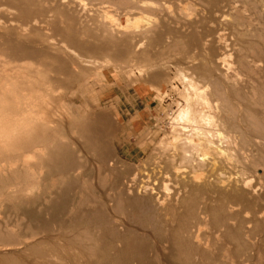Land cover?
Segmentation results:
<instances>
[{"label":"rangeland","instance_id":"obj_1","mask_svg":"<svg viewBox=\"0 0 264 264\" xmlns=\"http://www.w3.org/2000/svg\"><path fill=\"white\" fill-rule=\"evenodd\" d=\"M105 1L0 0V53H3L0 63L10 57L14 59L12 65H31L29 69L38 70L37 76L42 80L30 76V84H36L33 89L27 86L26 93L39 96L33 110L48 116V134H52L51 137L47 134L45 142L48 144H38L40 151H33L24 158L36 168L32 179L26 177L20 160L1 157L6 160L4 171L0 173V186L3 183L9 186L0 193V264H142L141 261L143 264H264V64L256 67L251 51L247 53L251 72L238 63L246 45L255 41L256 26L264 25V0H148L150 6L139 11L134 6L126 8L112 0V3ZM218 3L221 9L225 6L224 11L220 10L221 16ZM209 13L214 14V18ZM25 15H28L26 19ZM107 23L109 28L103 26ZM191 35L196 38L192 39ZM219 35L226 49L215 41ZM134 38L141 40L137 50L133 47ZM125 40L129 44L121 42ZM198 40L200 47L195 46ZM202 40L206 41L202 43ZM188 44L192 46L191 52ZM212 44L215 49L211 48ZM196 47H202L201 54ZM220 51H226L224 62L230 69L224 62L220 66L215 64ZM205 52L209 60L204 58ZM51 53L55 55L54 61L50 60ZM183 55L189 61L183 59ZM60 61L67 76L58 66L62 65ZM54 62L58 63L56 71L62 74L55 71ZM262 68L261 74H257ZM183 73L195 83L202 80L203 84L198 82L201 86L211 83L210 74H217L215 79L224 80L223 83L233 79L243 97L244 102L238 104L237 127L226 131L227 135L230 133L228 139L219 142V138L209 137L214 141L209 149L211 153L217 147L226 150L214 166L211 154L208 160H198L199 153L204 154L203 149L199 153L190 149V158L182 159L179 148L169 143L174 133H190L180 131L177 128L180 125L173 120L178 107L185 104L182 94L187 92V83L181 77ZM44 86L46 94L39 90ZM209 86L208 94L212 90L211 84ZM208 94L209 100L212 99L211 93ZM5 104L11 111L17 104L16 97L7 98ZM202 106L203 109L204 104ZM241 106L246 109L242 110ZM99 115L106 118L100 120ZM10 168L19 170L15 174L18 180ZM176 168L177 171L184 169L185 174L179 171L177 175ZM193 175H199L200 179L194 182ZM198 202H202L203 207ZM224 217L230 221L226 219V223H222ZM180 238L185 241L181 242ZM121 251L123 259L118 255Z\"/></svg>","mask_w":264,"mask_h":264},{"label":"bare ground","instance_id":"obj_2","mask_svg":"<svg viewBox=\"0 0 264 264\" xmlns=\"http://www.w3.org/2000/svg\"><path fill=\"white\" fill-rule=\"evenodd\" d=\"M105 1V0H104ZM105 2H107V1H105ZM110 2H111V0H110ZM109 1H108V3H110ZM112 2H114V3H116V4H118V6L120 5H122V6H126V8H127V6H134V8L137 10L138 9V11H139V9H142V8H144V7H149L150 6V3L148 2V0H112ZM111 2V3H112ZM213 3H214V1H212ZM216 2V1H215ZM263 2V1H262ZM262 2H260V3H262ZM206 3H207V1H206ZM206 3H205V5H206ZM211 3V2H210ZM264 4V3H263ZM214 5V4H213ZM218 5H219V3H218ZM218 5H216L215 4V6H218ZM249 5V4H248ZM255 5V4H254ZM124 6V7H125ZM207 6V5H206ZM123 7V8H124ZM130 7V8H131ZM167 7V6H166ZM214 7V6H213ZM219 7H220V5H219ZM223 7H225V6H223ZM222 7V9H221V7H220V9H219V12H220V16H221V11L220 10H223L224 8ZM245 7V6H244ZM250 7L251 6H249V9H250ZM24 8V7H23ZM129 8V7H128ZM133 8V7H132ZM217 7H215V9H216ZM25 9V8H24ZM158 9V8H157ZM194 9V8H193ZM199 9V8H198ZM211 9H213V8H211ZM211 9H210V12H211ZM261 9V8H260ZM161 10H162V8H161ZM169 10V9H168ZM235 10V9H234ZM255 10V9H254ZM253 10V11H254ZM262 10V9H261ZM127 11V10H126ZM131 11H132V9H131ZM131 11H129V14H131L132 12ZM140 11H142V10H140ZM213 11V10H212ZM224 11V10H223ZM243 11V10H242ZM259 11V10H258ZM30 14H31V12L30 11H28ZM28 12H26L28 15H30ZM137 12V11H136ZM215 12V11H214ZM214 12H212V13H214ZM217 12H218V10H217ZM217 12H216V14H217ZM230 12V11H229ZM246 12V11H245ZM252 12V11H251ZM26 13H24V14H26ZM133 13H135V12H133ZM189 13V12H188ZM237 13H238V11H237ZM240 13V12H239ZM238 13V14H239ZM248 13V12H247ZM209 14H211V13H209ZM208 14V16H211V15H209ZM219 14V13H218ZM245 14V13H244ZM261 14H262V11H261ZM28 15L26 16H24V18L26 19L27 17H28ZM51 15V14H50ZM205 15H206V12H205ZM230 15V14H229ZM240 15V14H239ZM247 15V14H246ZM252 15V14H251ZM53 16V15H52ZM187 16V15H186ZM190 16V15H189ZM193 16V15H192ZM213 16H215L214 14L212 15V18H214ZM219 16V15H218ZM217 16V17H218ZM244 16V15H243ZM107 17V16H106ZM128 17H129V15H128ZM136 17V16H135ZM188 17V16H187ZM235 17V16H234ZM238 18H239V16H237ZM236 17V20H239L238 18ZM245 17V16H244ZM259 17H261V15L259 16ZM104 18V17H103ZM207 18L208 17H206V20H207ZM222 18H224V20L226 19V17L225 16H222ZM246 18H247V16H246ZM23 19V18H22ZM21 19V20H22ZM106 19V18H105ZM209 19H210V17H209ZM217 19H221L220 17H218ZM216 19V20H217ZM227 19H231V17L230 18H227ZM251 19V18H250ZM126 20H128V19H126ZM204 20V19H203ZM202 20V21H203ZM223 20V19H222ZM235 20V21H236ZM240 20H242V18L240 19ZM244 21H247V20H245V19H243ZM214 21V20H213ZM227 21V20H226ZM263 21V20H262ZM23 22V21H22ZM103 22V21H102ZM106 22V21H105ZM109 22V21H108ZM111 22V21H110ZM201 22V21H200ZM207 22V21H206ZM206 22H205V24H206ZM221 22V21H220ZM225 22V21H224ZM255 22H256V20H255ZM40 23V22H39ZM151 23V22H150ZM195 23V22H194ZM237 23H238V21H237ZM237 23H236V25H237ZM240 23V22H239ZM258 23V22H257ZM213 24V23H212ZM250 24V23H249ZM248 24V25H249ZM261 24V23H260ZM2 25V24H1ZM23 25V24H22ZM107 25H108V23L107 24H105V25H103V26H106L107 27ZM193 25V24H192ZM207 25H208V22H207ZM242 25V24H241ZM240 25V26H241ZM18 26V25H17ZM26 26V25H25ZM45 26V25H44ZM112 26V25H111ZM179 26V25H178ZM202 26H204V28H208V26H206V25H202ZM202 26H200V27H202ZM136 27V26H135ZM218 27V26H217ZM249 27H251V26H249ZM27 28V27H26ZM34 28V27H33ZM51 28V27H50ZM107 28H109V27H107ZM153 28V27H152ZM203 28V27H202ZM201 28V29H202ZM42 29V28H41ZM251 29V28H250ZM102 30V29H101ZM111 30H113V27L111 28ZM139 30V29H138ZM215 30H217V29H215ZM215 30H213V32L215 31ZM222 30V29H221ZM57 31V30H56ZM103 31V30H102ZM154 31V30H153ZM195 29H194V32L193 33H195ZM205 31H207V29H205ZM220 31V30H219ZM219 31H216V32H219ZM224 31V30H223ZM229 31H230V29H229ZM108 32V31H107ZM144 32V31H143ZM143 32H141V33H143ZM200 32V31H199ZM208 32V31H207ZM211 32V31H210ZM210 32H209V34H210ZM222 32V31H221ZM233 32H234V30H233ZM248 32V31H247ZM69 33V32H68ZM112 33V32H111ZM201 33V35H203V33L202 32H200ZM206 33V32H205ZM229 33V32H228ZM227 33V34H228ZM251 33V32H250ZM252 33H253V31H252ZM102 34H105V32L104 33H102ZM225 34V33H224ZM232 33H229V35H231ZM245 34V33H244ZM56 35V34H55ZM135 35V34H134ZM140 35V34H139ZM143 35V34H142ZM149 35V34H148ZM156 35L158 36V35H160V34H158V33H156ZM195 36H196V34H194ZM192 36V39H193V37H195V36ZM199 35V34H198ZM196 36V37H199V36ZM217 35H218V33H217ZM243 35V34H242ZM254 35V38H255V41H253L252 43H250V44H248V45H246V47L244 48V52L242 53V51L240 52V51H238V52H240V53H242V55L240 56V58H238L239 59V62L238 63H240V65L243 67V69H245V71L248 69V65H247V53H248V51H251L252 52V54L255 56L254 57V63H256V67H258V68H260L259 66L263 63L264 64V25H262L261 24V26H256V28H255V34H253ZM203 36H206L205 34L203 35ZM209 36V35H208ZM234 36V35H233ZM236 36V35H235ZM248 36V35H247ZM55 37V36H54ZM72 37V36H71ZM99 37H101V36H99ZM102 37H104V36H102ZM133 37V36H132ZM144 37V36H143ZM159 37H161V36H159ZM195 37V38H196ZM215 37V36H214ZM213 37V38H214ZM228 35H227V41L229 40L228 39ZM248 37H250V36H248ZM6 38V37H5ZM5 38H4V40H5ZM109 38V37H108ZM135 38H136V36H135ZM135 38L133 39V40H135ZM157 38V37H156ZM212 38V39H213ZM217 38V40L215 39V41H217L220 45H222V49L223 48H225V46H224V44H223V42L221 41V39H222V36L221 35H219L218 37H216ZM225 39L224 40H226V37H224ZM8 39V38H7ZM98 39V38H97ZM105 39H106V37H105ZM123 39V38H122ZM137 39H139V38H137ZM160 39V38H159ZM158 39V40H159ZM188 39V38H187ZM190 40H191V38H189ZM198 39V38H197ZM213 39V40H214ZM232 39H233V37H232ZM236 39H237V37H236ZM3 40V41H4ZM109 40V39H108ZM130 40H131V37H130ZM143 40V42H144V39H142ZM207 40V39H206ZM206 40H202V43L204 42V41H206ZM209 40V39H208ZM223 40V41H224ZM98 41V40H97ZM104 41V40H103ZM106 41V40H105ZM114 41V40H113ZM136 42H134V48L137 50L138 48H139V46L140 45H138L140 42H141V40L139 39L138 41L137 40H135ZM153 41V40H152ZM152 41H150V42H152ZM155 41V40H154ZM153 41V42H154ZM157 41V40H156ZM189 41V40H188ZM188 41H187V43H188ZM214 41V42H215ZM226 41V42H227ZM237 41V40H236ZM121 42H123V43H126L127 42V40H125V41H121ZM131 42V41H130ZM146 42V41H145ZM191 42H192V40H191ZM196 42V41H195ZM198 42H199V40L197 41V43L195 44V46H198L197 44H198ZM209 42H210V40H209ZM212 43H214L213 41H211ZM229 42V41H228ZM251 42V41H250ZM4 43V42H3ZM8 43H11V42H8ZM69 43H71V41L69 42ZM87 43H88V41H87ZM106 43V42H105ZM107 43H110V40H109V42L107 41ZM120 43V42H119ZM118 43V44H119ZM128 43V42H127ZM126 43V44H127ZM155 43V42H154ZM55 44V43H54ZM58 44H59V42H58ZM90 44V43H89ZM126 44H124V46H126ZM129 44V43H128ZM131 44V43H130ZM144 44V43H143ZM194 44V43H193ZM210 44V43H209ZM235 44V43H234ZM5 45H6V43H5ZM72 45V44H71ZM98 45H100V44H98ZM97 45V46H98ZM104 45V44H103ZM106 45V44H105ZM104 45V46H105ZM123 46V44H121L120 43V46ZM148 45V44H147ZM150 45V44H149ZM190 45H192V44H190ZM213 45V44H212ZM211 45V46H212ZM216 45V44H215ZM220 45H218V47L220 46ZM227 45V44H226ZM230 45H231V43H230ZM236 45V44H235ZM60 46V45H59ZM69 46V45H68ZM77 46V45H76ZM91 46V45H90ZM95 46H96V44H95ZM95 46H93V47H95ZM100 46H102V45H100ZM188 46H189V44H188ZM210 46V47H211ZM229 46V45H228ZM6 47V46H5ZM62 47V46H61ZM64 47V46H63ZM109 47H111L110 45H109ZM130 48L132 47V46H129ZM132 47V48H133ZM187 47V46H186ZM190 47H192V46H189L188 47V50L191 52V48ZM198 47H200V46H198ZM198 47H196L197 49H198ZM214 47V45L211 47V48H213ZM227 47V46H226ZM12 48V47H11ZM14 48V47H13ZM19 48V47H18ZM89 48H92V47H89ZM106 48V47H105ZM118 48L119 47H117L116 49L118 50ZM150 48V47H149ZM190 48V49H189ZM234 48H235V46H234ZM234 48H232V49H234ZM237 48H238V45H237ZM16 49V48H15ZM134 49V50H135ZM192 49H194V46H193V48ZM200 49H202V47L200 48ZM200 49H198L199 51H200ZM214 49H215V47H214ZM226 49V48H225ZM241 49V48H240ZM2 50H3V48H2ZM12 50V49H11ZM28 50H29V48H28ZM31 50V49H30ZM46 50V49H45ZM44 49H43V51H45ZM85 50V49H84ZM111 51H113V49H110ZM109 50V51H110ZM119 50H120V48H119ZM123 50V49H122ZM221 50V49H220ZM36 51V50H35ZM110 51V52H111ZM132 52H134L133 50H131ZM150 51V50H149ZM189 51H187L186 52V54H189ZM201 51H203V50H201ZM199 52L200 54L202 53V52ZM6 52V51H5ZM17 52V51H16ZM37 52V51H36ZM87 52V51H86ZM90 52V51H89ZM121 52V51H120ZM125 52H127V50L125 51ZM124 52V53H125ZM212 52V51H211ZM221 52V51H220ZM224 52H226V51H224ZM224 52H221L220 54H219V56L216 58V60H215V64L217 65V66H220V64H222L224 61H225V57H224ZM2 53V52H1ZM0 53V54H1ZM9 53H11L10 52V49H9V51H8V54ZM20 53V52H19ZM29 53V52H28ZM30 53H31V51H30ZM30 53H29V55H30ZM33 53V52H32ZM31 53V54H32ZM41 54L42 52H37V54ZM45 53H46V51H45ZM96 53H98L97 51H96ZM113 53V52H112ZM130 53V52H129ZM145 53H147V51H145ZM148 53H150V52H148ZM206 53V52H205ZM239 53V54H240ZM3 54V53H2ZM1 54V55H2ZM107 54H109V53H107ZM128 54V53H127ZM186 54H184L185 56H187ZM199 54V55H200ZM213 54H214V52H213ZM226 54H228V53H226ZM33 55V54H32ZM35 55H36V53H35ZM41 55H43V53L41 54ZM57 55V54H56ZM82 55V54H81ZM117 55H119V53L117 54ZM131 55V54H130ZM182 56L183 57V59H184V57L185 56ZM17 56V55H16ZM27 56V55H26ZM40 56V55H39ZM43 56H45V57H47L45 54L43 55ZM55 55H53L52 53H51V56L49 55V57H51L50 58V60L52 59L53 61L55 60L54 58H52V57H54ZM58 56V55H57ZM60 56V55H59ZM64 56V55H63ZM85 56V55H84ZM109 56V55H108ZM111 56V55H110ZM114 56V55H113ZM120 56V55H119ZM204 56V55H203ZM207 56V53L205 54V59L206 58H208V60H209V57H206ZM230 57H231V55H229ZM48 57V58H49ZM60 57H62V56H60ZM122 57V56H121ZM125 57V56H124ZM123 57V58H124ZM127 57V56H126ZM143 57H144V54H143ZM182 57H181V59H182ZM188 57V56H187ZM236 58H237V56H235ZM9 59L7 60H4V61H2L1 63H0V173L2 172V171H4L3 169H4V165H3V163H4V159L5 158H1L2 156H6V159L8 158V159H10V160H20V162H21V169L24 171V173H25V175H26V177H28V178H30V179H32V178H34V176H35V167L33 166V164L31 165V164H27V162H26V160H24V158L26 157V156H28V154H30V153H32L33 151H36V150H38V151H40L38 148H39V145L38 144H45L46 142V140H47V136L48 135H50V137H51V135L52 134H48V124H49V118H48V116L46 115H39V113H35L34 112V110H33V107H35L36 105H38L37 104V102H35V100L39 97V96H36V95H34V94H30V93H26V88H27V86H28V89L30 88V89H33V87H34V85L36 84V83H31L30 84V82H32V78H30V76H32V77H36V79H39V80H42L40 77H38L37 76V73H38V70L37 69H35V70H33V69H29L30 67H31V65H29V66H24V67H20V65H19V67H18V65L16 66V65H12L13 63H14V59H12V58H10V57H8ZM30 58H31V56H30ZM30 58H28V59H30ZM33 58H34V56H33ZM64 58V57H63ZM82 58V57H81ZM81 58L79 59L80 61H82L81 60ZM89 58V57H88ZM91 58V57H90ZM116 58V57H115ZM150 58V57H149ZM189 58V60H190V57H188ZM196 58H198V57H196ZM201 58V57H200ZM200 58H198L199 60H200ZM203 58V57H202ZM38 59H40V58H38ZM37 59V60H38ZM42 59V58H41ZM56 59H59V58H56ZM65 59V58H64ZM78 59V58H77ZM83 59V58H82ZM118 59H122V58H118ZM145 59V58H144ZM185 59H186V57H185ZM228 59V58H227ZM21 60V59H20ZM44 60V59H43ZM69 60V59H68ZM186 60H188V59H186ZM188 60V61H189ZM207 60V59H206ZM23 61V60H22ZM31 61H33L32 59H31ZM42 61V60H41ZM53 61H52V63H53ZM62 61H63V59H62ZM66 61H67V58H66ZM66 61L64 62V63H66ZM185 61V60H184ZM193 61H194V59H193ZM233 61V60H232ZM236 61V60H235ZM238 61V60H237ZM250 61H251V59H250ZM17 62V61H16ZM19 62V61H18ZM44 62V61H43ZM69 62H70V60H69ZM68 61H67V63H69ZM79 62V61H78ZM86 62V61H85ZM42 63V62H41ZM45 64H46V62H44ZM49 63V62H48ZM48 63H47V65H48ZM60 63L62 64L61 65V67H60V65L58 64V63H55L54 62V64L56 65V64H58V66H59V68H61V71L63 72L64 71V64L60 61ZM66 63V64H67ZM234 63V62H233ZM65 64V65H66ZM70 64V63H69ZM249 64H251V63H249ZM38 65V64H37ZM72 64H70V66H71ZM224 65H226V67H227V69H230L231 68V66L227 63H225L224 62ZM235 65V67H236V64H234ZM239 65V64H238ZM67 66H68V64H67ZM200 66L201 65H199V68H200ZM41 67V66H40ZM46 67V66H45ZM57 67V65L55 66V68ZM72 67V66H71ZM234 66L232 67V68H235ZM241 67V68H242ZM238 68H240L239 66H238ZM241 68H240V70H241ZM254 68V67H253ZM207 69V68H206ZM224 69V68H223ZM57 70V68L55 69V71ZM59 70V69H58ZM75 70L76 69H74L73 71L75 72ZM203 70V69H202ZM249 70V69H248ZM254 70H256V69H254ZM258 70V69H257ZM262 70H263V68L262 69H260V70H258V73L257 74H261V72H262ZM200 71V70H199ZM206 71V70H205ZM204 71V72H205ZM222 71V70H221ZM250 71V70H249ZM53 72V71H52ZM56 72H59L60 74H62L60 71H56ZM65 73L67 72V70H65L64 71ZM64 72H63V74H64ZM201 72V71H200ZM199 72V73H200ZM213 73H216L215 71H212ZM217 72H218V70H217ZM223 72V71H222ZM234 72H236V71H234ZM251 72V71H250ZM40 73V72H39ZM76 73V72H75ZM202 73V72H201ZM219 73V72H218ZM57 74V73H56ZM253 74V73H252ZM255 75H256V73H254ZM263 74V73H262ZM54 75H55V72H54ZM64 75H66L67 76V73L66 74H64ZM72 75V74H71ZM70 75V76H71ZM197 75V74H196ZM201 75V74H200ZM215 76H218L217 74H214ZM214 75H212V74H210L209 75V77L210 78H212V79H210V84H211V87H212V90H211V96H212V99H210L209 100V98L206 96L207 94H208V89L207 88H209L210 89V84L209 85H206V83H204L206 86H201L200 84L202 83L203 84V81L202 80H199V81H197V83L198 82H200V86L197 84V83H195L194 81H192V79H189L187 76H185L184 75V73L181 75V77H182V79H183V81H185L186 83H187V92L185 93V94H182V98H183V101H184V105H180L179 107H178V111L176 112V114L174 115V121L178 124V125H180V127H177V128H179V130L180 131H183V132H190V133H180L179 134V132L178 133H174V134H172L170 137H169V143H171L175 148H179V150H180V156H181V158L182 159H189L190 158V149H195V150H197L198 151V153L199 152H201V150L203 149L204 150V154H201V153H199V159L198 160H200V161H205V159H207L208 160V155L209 154H211V156L212 157H210V160H211V164H212V166H214L217 162H218V158L219 157H221V153H225L226 152V150H222L221 148H218L217 146V148H216V150L213 152V153H211L210 152V150L209 149H211L210 148V146L214 143V141H212L211 139H212V136L213 137H215L216 138V140H217V138H219V142H222L221 140L222 139H228V136L230 135V133H229V135H227L228 134V132H226L227 130H232V129H235L236 127H237V123H238V121H239V118L238 117H240V116H238V109H239V107H238V104H239V102L241 101V100H243V97H242V95H241V92L239 91V89L236 87V85H238V84H236V85H234V80L232 79H230V80H228V79H226V83H223V81H221L220 82V80H217V79H215V76ZM219 75H221V74H219ZM223 75V74H222ZM237 75H240V74H238L237 73ZM254 75V76H255ZM59 75H57V77H58ZM69 76V77H70ZM250 76V75H249ZM201 77H203L202 75H201ZM228 77H230L229 75H228ZM59 78V77H58ZM218 78V77H217ZM222 78V77H221ZM223 78H224V76H223ZM260 78V76H258V79ZM263 78V77H262ZM262 78L260 79V81L262 80ZM47 79V78H46ZM70 79V78H69ZM76 79V78H75ZM194 79V78H193ZM207 79V78H206ZM205 79V80H206ZM219 79V78H218ZM256 79V78H255ZM66 80V79H65ZM77 80V79H76ZM228 80V81H227ZM247 80V79H246ZM4 81V82H3ZM68 81H70V80H68ZM73 81V80H72ZM263 81V80H262ZM49 82H51V81H49ZM63 82V81H62ZM225 82V81H224ZM240 82V81H239ZM242 82V81H241ZM255 82H257L258 83V81H255ZM40 83H41V81H40ZM39 83V84H40ZM52 83V82H51ZM250 83V82H249ZM252 83V82H251ZM38 84V85H39ZM53 84V83H52ZM240 84H242L243 85V83H240ZM253 84V83H252ZM262 85V84H261ZM264 85V84H263ZM209 86V87H208ZM244 86V85H243ZM253 87V86H252ZM257 87H259V86H257ZM57 88V87H56ZM61 88V87H60ZM263 88V87H262ZM38 89V88H37ZM264 89V88H263ZM39 90L41 91V90H43L44 91V93L46 94V90H47V88H46V86H44V87H40L39 88ZM241 90V89H240ZM244 90H246V89H244ZM243 90V91H244ZM259 90H261L260 88H259ZM242 91V90H241ZM255 91V90H254ZM262 91V90H261ZM249 92L250 93H247L249 96H250V94H251V91L249 90ZM62 93V92H61ZM252 93H254V92H252ZM263 93V92H262ZM208 94V95H209ZM245 94V93H244ZM255 94V93H254ZM253 94V95H254ZM257 94V93H256ZM246 95V94H245ZM247 95V96H248ZM62 96V95H61ZM11 97H16V99H17V104L16 105H14L13 106V109L10 111L9 110V108L7 107V105L5 104V102H7V98H11ZM257 97V96H256ZM258 97H259V95H258ZM257 97V98H258ZM261 97V96H260ZM262 98V97H261ZM44 99V98H43ZM248 99V98H247ZM250 99V98H249ZM251 100V99H250ZM254 98L252 97V101L254 102ZM258 100H261V99H258ZM38 101V100H37ZM256 101V100H255ZM202 102V103H201ZM241 102H244V101H241ZM247 102V101H246ZM257 102V101H256ZM256 102H254L255 103V105H256ZM259 102V101H258ZM59 104V103H58ZM204 104V108L202 109V105ZM240 105H241V103H240ZM50 106H52V105H50ZM201 106V107H200ZM243 106V105H242ZM242 106L240 107V108H242ZM253 106V105H252ZM54 107V106H53ZM257 107V106H256ZM261 107H263V105L261 104ZM244 108V107H243ZM243 108H242V110H243ZM206 109V110H205ZM244 109H246V108H244ZM55 110V109H54ZM241 110V109H240ZM250 110V109H249ZM252 113V112H251ZM250 113V114H251ZM246 114V113H245ZM65 117V116H64ZM97 118H99L100 120H102V119H105L106 118V116L105 115H99ZM105 121V120H104ZM51 125V124H50ZM176 125V124H175ZM244 125V124H243ZM177 126V125H176ZM53 130H54V128H53ZM96 130V129H95ZM235 131V130H234ZM52 132V131H51ZM176 132V131H175ZM50 133V132H49ZM98 133H100V132H98ZM193 133L195 134V135H193ZM236 133V132H235ZM48 134V135H47ZM53 134H54V132H53ZM57 134V133H56ZM184 135L183 137L181 136V135ZM56 136V135H55ZM90 136V135H89ZM181 136V137H180ZM49 137V136H48ZM53 137H54V135H53ZM58 137V136H57ZM85 137V136H84ZM211 139H210V138ZM86 138V137H85ZM53 138H51V140H52ZM55 139V138H54ZM221 139V140H220ZM232 139V138H231ZM264 139V138H263ZM262 140V139H261ZM224 141V140H223ZM229 141V140H228ZM230 142H232V141H230ZM50 143V142H49ZM233 143V142H232ZM46 144H48V143H46ZM45 144V145H46ZM218 144V143H217ZM229 144V143H228ZM227 144V146H229ZM221 145V144H220ZM219 145V146H220ZM49 146V145H48ZM41 147V146H40ZM47 147V146H46ZM209 147V148H208ZM49 148V147H48ZM174 148V151L176 150ZM214 148V147H213ZM48 150V149H47ZM169 150V149H168ZM179 150H177V151H179ZM42 151V150H41ZM213 151V150H212ZM229 151V150H228ZM168 152V151H167ZM230 152H231V150H230ZM45 153V152H44ZM173 154V153H172ZM222 154V155H223ZM233 154V153H232ZM45 155V154H44ZM68 156V155H67ZM176 156V155H175ZM174 157V156H173ZM234 157V156H233ZM176 158V157H175ZM227 158V157H226ZM229 158V157H228ZM232 158V157H231ZM5 159V160H6ZM28 159V158H27ZM67 159V158H66ZM233 159V158H232ZM43 160V159H42ZM192 160V159H191ZM175 161V160H174ZM17 162V161H16ZM172 162V161H171ZM195 163V162H194ZM199 165H200V162H197ZM233 163V162H232ZM179 164V163H178ZM180 164H181V162H180ZM202 164V163H201ZM231 164V163H230ZM7 165V164H6ZM5 165V167H7ZM36 166V165H35ZM69 166V165H68ZM172 166H174V165H172ZM171 166V167H172ZM186 166V165H185ZM201 167V166H200ZM200 167H197V168H199V170H200ZM8 168V167H7ZM6 168V169H7ZM18 168H19V165H18ZM66 168V167H65ZM173 168V167H172ZM178 168V167H177ZM177 168L175 169V171H177ZM179 168H180V165H179ZM208 168V167H207ZM212 168H214V167H212ZM240 168H242V167H240ZM6 169H5V171H6ZM180 169H182V168H180ZM186 169V168H185ZM201 169H203L202 167H201ZM199 170H198V173H199ZM209 170V169H208ZM10 171H13L12 170V168H10ZM19 170H16V171H13V174L15 175L16 174V172L17 173H19L18 172ZM180 171V174H182V173H184L185 172V170L183 169L182 171L181 170H179L178 169V171L176 172L177 173V175H179L178 174V172ZM184 171V172H183ZM190 171V170H189ZM188 170H187V172H189ZM197 171V170H196ZM223 171V170H222ZM257 171V170H256ZM214 172H215V170H214ZM239 172H241V171H239ZM4 173V172H3ZM175 173V174H176ZM190 173L191 172H189L188 174H189V176H190ZM193 173V172H192ZM197 173V172H196ZM195 173V174H196ZM201 173H203L202 171H201ZM206 173V172H205ZM221 173V172H220ZM238 173V172H237ZM236 172H235V174H237ZM7 174V173H6ZM185 174V173H184ZM221 174H223V173H221ZM220 174V175H221ZM225 174V173H224ZM240 174V173H239ZM248 174V173H247ZM1 175V174H0ZM215 175H218V174H216L215 173ZM220 175H218V176H220ZM242 175V174H241ZM245 175H246V172H245ZM245 175H244V177H245ZM174 176V175H173ZM194 176V175H193ZM223 176V175H222ZM240 176V175H239ZM247 176V175H246ZM180 177V176H179ZM178 177V178H179ZM235 177V176H234ZM236 177H238V176H236ZM204 178V177H203ZM213 178V177H212ZM211 178V179H212ZM217 178V177H216ZM219 178V177H218ZM15 179L16 180H18V177H17V175H15ZM198 179H200V176L199 175H195L194 177H193V180H194V182H197L198 181ZM205 179V178H204ZM118 180V179H117ZM116 180V181H117ZM127 180V179H126ZM131 180V179H130ZM176 180H177V178H176ZM229 180V179H228ZM242 180V179H241ZM248 180V179H247ZM250 180V179H249ZM251 180H252V178H251ZM250 180V181H251ZM200 181V180H199ZM212 181H214V179L212 180ZM217 181H219V180H217ZM225 181V180H224ZM223 181V182H224ZM243 181V180H242ZM14 182V181H13ZM21 182V181H20ZM19 182V184H21ZM29 182V181H28ZM38 182V181H37ZM201 182V181H200ZM221 182V181H220ZM230 182V181H229ZM12 183V182H11ZM25 183V182H24ZM32 183V182H31ZM117 183V182H116ZM131 183V182H130ZM129 183V184H130ZM218 183V182H217ZM227 182L225 181V184H226ZM245 183H246V181H245ZM13 184V183H12ZM119 184H121V183H119ZM133 184V183H132ZM138 184V183H137ZM220 184V183H219ZM16 185V184H15ZM28 185H31V184H28ZM214 185H215V182H214ZM221 185V184H220ZM245 185V184H244ZM8 186L9 185H6V184H4L3 183V185H1L0 186V193H3L7 188H8ZM21 186V185H20ZM22 186H24V185H22ZM135 186V185H134ZM133 186V187H134ZM166 186V185H165ZM252 186V185H251ZM19 187V186H18ZM29 187V186H28ZM27 187V188H28ZM122 187V185L120 186V188ZM128 187V186H127ZM180 187V186H179ZM14 188V187H13ZM12 188V189H13ZM152 188V187H151ZM15 189H16V187H15ZM111 189H113V187L111 188ZM129 189H130V187H129ZM128 189V190H129ZM183 189V188H182ZM262 189V188H261ZM22 190V189H21ZM20 190V191H21ZM116 190V189H115ZM16 191H17V189H16ZM30 191V190H29ZM130 191V190H129ZM177 191V190H176ZM194 191V190H193ZM118 192V191H117ZM182 192V191H181ZM195 192V191H194ZM10 193V192H9ZM142 193V192H141ZM231 193V192H230ZM191 194L193 195V193L191 192ZM9 195V194H8ZM8 195H6V196H8ZM133 195V194H132ZM191 195V196H192ZM218 195V194H217ZM17 196V195H16ZM114 196V195H113ZM213 196V195H212ZM13 197V196H12ZM112 197V196H111ZM117 197V196H116ZM129 197V196H128ZM189 197V196H188ZM197 196H195V199H197L196 198ZM198 197H199V195H198ZM216 197V196H215ZM18 198V197H17ZM103 198V197H102ZM109 198H110V196H109ZM145 198V197H144ZM143 198V199H144ZM147 198H149V197H147ZM184 198V197H183ZM211 198V197H210ZM210 198H209V200H210ZM4 199V198H3ZM5 199L7 200V198L5 197ZM107 199V198H106ZM114 199V198H113ZM112 199V200H113ZM128 199V198H127ZM127 199H126V201H127ZM160 199H162V198H160ZM186 199H187V197H186ZM190 199H192V198H190ZM208 199V198H207ZM215 199H217V197L215 198ZM220 199V198H219ZM9 200H10V198H9ZM147 200V199H146ZM155 200V199H154ZM224 200V199H223ZM2 201V200H1ZM106 201V200H105ZM104 201V202H105ZM196 201V200H195ZM206 201V200H205ZM108 202V201H107ZM112 202V201H111ZM160 202V201H159ZM185 202V201H184ZM210 202H212V203H214L213 202V200H211ZM221 203L223 202V201H220ZM230 202V201H229ZM231 202H233L232 200H231ZM248 202V201H247ZM264 202V201H263ZM157 203V202H156ZM162 203V202H161ZM238 203H239V201H238ZM245 203V202H244ZM99 204V203H98ZM108 204H109V202H108ZM115 204V203H114ZM128 204V203H127ZM167 204V203H166ZM197 204H201V205H199V206H201V207H203L202 206V202L200 203V202H198ZM207 204H209V202L207 203ZM206 204V205H207ZM93 205V204H92ZM110 205V204H109ZM112 205H113V203H112ZM157 205V204H156ZM184 205V204H183ZM205 205V204H204ZM205 205V206H206ZM210 205V204H209ZM226 205V204H225ZM246 205V204H245ZM244 205V206H245ZM248 205V204H247ZM102 206V205H101ZM108 206V205H107ZM211 206L212 205H210V208H211ZM217 206H219V205H217ZM96 207V206H95ZM102 207H104V206H102ZM101 207V208H102ZM125 207V206H124ZM189 207V206H188ZM191 207H193V206H191ZM216 206L214 205V208H215ZM247 207H249V206H247ZM252 207H253V205H252ZM109 208V207H108ZM110 208H111V206H110ZM109 208V209H110ZM115 208V207H114ZM196 208V207H195ZM195 208H194V210H195ZM199 208V207H198ZM208 208H209V206H208ZM225 208V207H224ZM229 208V207H228ZM93 209V208H92ZM99 209V208H98ZM113 209V208H112ZM189 209H190V207H189ZM206 209V208H205ZM218 209H220V208H218ZM230 209H232V208H230ZM245 209V208H244ZM249 209V208H248ZM259 209V208H258ZM107 210V209H106ZM184 210V209H183ZM199 210H201V208L199 209ZM209 210V209H208ZM223 210V209H222ZM251 210V209H250ZM253 210H254V208H253ZM96 211V210H95ZM100 211V210H99ZM110 211V210H109ZM108 211V212H109ZM190 211V210H189ZM202 211V210H201ZM207 211V209L205 210V212ZM213 211V210H212ZM220 211V210H219ZM261 211H262V209H261ZM97 212V211H96ZM95 212V213H96ZM103 212V211H102ZM111 212V211H110ZM186 212V211H185ZM203 212H204V209H203ZM216 212V211H215ZM239 212V211H238ZM91 213V212H90ZM224 213V212H223ZM240 213V212H239ZM249 213V212H248ZM247 213V214H248ZM256 213V212H255ZM99 214V213H98ZM101 214V213H100ZM182 214H184V213H182ZM182 214H179V215H182ZM204 214V213H203ZM234 214H236V213H234ZM238 214V213H237ZM258 214V213H257ZM108 215H110V214H107V216ZM188 215V214H187ZM227 216H228V214H226ZM100 216V215H99ZM98 216V217H99ZM184 216V215H183ZM191 216H193V215H191ZM195 216V215H194ZM212 216V215H211ZM217 216V214L215 213V215H214V217H215V219L216 218H218V216ZM79 217V216H78ZM100 217H102V216H100ZM111 217V216H110ZM116 217V216H115ZM190 217V216H189ZM251 217H252V215H251ZM89 218V217H88ZM106 218H108V217H106ZM197 218V217H196ZM233 218V217H232ZM231 218V219H232ZM181 219V218H180ZM184 219V218H183ZM190 219V218H189ZM193 219V218H192ZM221 219H222V217H221ZM224 219H225V217H224ZM224 219H223V221H221L222 223H226V221L228 220V217L225 219V222H224ZM113 220V219H112ZM187 220H188V218H187ZM199 220H200V218H199ZM232 220H234V221H236L235 219H232ZM252 220H253V218H252ZM111 221V220H110ZM178 221H180V220H178ZM217 221V220H216ZM228 221H230V219L228 220ZM239 221V220H238ZM241 221H242V219H241ZM244 221H246V220H244ZM104 222H106V221H104ZM198 222H200V221H198ZM232 222V221H231ZM247 222V221H246ZM251 222H254V220L253 221H251ZM120 223V222H119ZM184 223V222H183ZM221 223V224H222ZM227 223H229V222H227ZM233 223V222H232ZM235 223V222H234ZM238 223V222H237ZM192 224V223H191ZM224 224L222 225V226H224ZM244 224V223H243ZM113 225V224H112ZM228 225V224H227ZM239 225H240V223H239ZM183 226V225H182ZM116 227V226H115ZM178 227V226H177ZM176 227V228H177ZM187 227V226H186ZM238 227V226H237ZM237 227H235L236 228V232L238 231V229H237ZM113 228V227H112ZM197 228V227H196ZM234 228V229H235ZM182 229V228H181ZM189 229V228H188ZM198 229V228H197ZM232 229V228H231ZM233 229V230H234ZM190 230V229H189ZM114 231V230H113ZM185 231V230H184ZM197 231V230H196ZM192 232V231H191ZM232 232V231H231ZM239 232V231H238ZM197 233H198V231H197ZM234 234H235V232H233ZM113 234H114V232H113ZM179 234V233H178ZM185 234V233H184ZM188 234V233H187ZM220 234V233H219ZM237 234V233H236ZM196 235V234H195ZM200 235V234H199ZM111 236V235H110ZM187 236V235H186ZM237 236H239L238 234H237ZM237 236H235V237H237ZM185 237V236H184ZM184 237H182L183 239H184ZM188 237V236H187ZM110 238V237H109ZM182 238H180V240H181V242L183 241H185V240H182ZM185 239H189V238H185ZM127 239H125V241H126ZM132 240V239H131ZM106 241H108V240H106ZM135 241V240H134ZM178 241V240H177ZM193 241V240H192ZM192 241H191V243H192ZM198 241V240H197ZM127 242V241H126ZM198 242H200V241H198ZM220 242V241H219ZM137 242L135 241V244H136ZM179 243V242H178ZM187 243H188V241H187ZM190 243V242H189ZM97 244V243H96ZM126 244H128V243H126ZM142 244V243H141ZM186 244V243H185ZM139 245V244H138ZM138 245H134V246H138ZM187 245V244H186ZM133 246V247H134ZM142 246V245H141ZM145 246V245H144ZM182 246V245H181ZM13 247V246H12ZM124 247V246H123ZM146 247V246H145ZM183 247V246H182ZM190 247V246H189ZM193 248V247H192ZM192 248H190L189 249V253H191V251L193 250ZM5 249V248H4ZM9 249V248H8ZM133 249V248H132ZM132 249H131V251H132ZM6 250V249H5ZM121 250H123V248H121ZM124 250H125V248H124ZM188 250V249H187ZM201 250V249H200ZM199 250V251H200ZM0 251H2V250H0ZM120 251V250H119ZM135 250H133V252H134ZM137 251H138V249H137ZM6 252V251H5ZM129 252V251H128ZM95 253V252H94ZM119 253V252H118ZM120 253H122V251L120 252ZM131 254H132V252H130ZM197 253V252H196ZM117 254V253H116ZM125 254V253H124ZM136 254L137 253H135V256H136ZM203 254H204V252H203ZM203 254H202V256H203ZM119 256H122L123 255V253L120 255V254H118ZM143 255V254H142ZM185 255H186V253H185ZM52 256V255H51ZM125 256V255H124ZM130 256V255H129ZM175 256V255H174ZM187 256V255H186ZM120 258V257H119ZM133 258H134V256H133ZM138 258V257H137ZM189 258V257H188ZM190 258H191V256H190ZM121 259V258H120ZM119 259V260H120ZM122 259H123V256H122ZM139 259V258H138ZM137 259V260H138ZM123 261V260H122ZM188 261H190L189 259H188ZM142 262V264H143V261H141ZM194 262V261H193ZM47 263V262H46ZM124 263V262H123ZM123 263H121V264H123ZM189 264H191L190 262H189ZM192 264H195V263H192Z\"/></svg>","mask_w":264,"mask_h":264}]
</instances>
